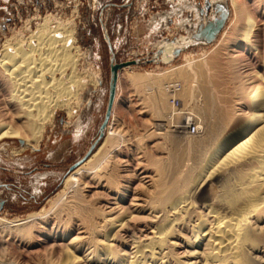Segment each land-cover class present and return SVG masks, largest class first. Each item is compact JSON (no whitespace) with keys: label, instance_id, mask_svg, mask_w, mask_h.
Wrapping results in <instances>:
<instances>
[{"label":"bare ground","instance_id":"6f19581e","mask_svg":"<svg viewBox=\"0 0 264 264\" xmlns=\"http://www.w3.org/2000/svg\"><path fill=\"white\" fill-rule=\"evenodd\" d=\"M230 3L236 21L227 46L260 56L261 63L244 75L231 66L235 73L224 96L214 93V83L203 87L202 106L188 114L178 110L180 105L181 113L167 105L168 95L158 86L149 112L154 121L165 122L155 125L164 132L153 136H161L155 147L167 150V156L150 157L148 164L138 162L130 170L118 166L117 173L101 172L107 152L98 147L66 178L64 190L47 209L23 220L0 219V264H18L8 249L22 259L34 256L32 264H264V48L258 41L264 0ZM44 30L36 34L35 45L29 43L26 50L4 45L0 55V85L8 89L11 109L4 114L8 118L0 116V140L21 141L22 151L36 150L56 109L71 113L69 104L84 85L75 73L77 59L70 54L68 36L57 38ZM186 44L164 43L163 57L173 46L177 50ZM197 65V75H205L206 65ZM186 72L178 71L181 78ZM188 76L196 78L195 73ZM153 78L126 76L131 87L157 84ZM188 87L174 95L191 102V88L197 86ZM182 113L184 125L174 121ZM191 124L193 134L186 132ZM186 157L192 163L182 165ZM175 164L182 170L176 173Z\"/></svg>","mask_w":264,"mask_h":264},{"label":"rangeland","instance_id":"374dc122","mask_svg":"<svg viewBox=\"0 0 264 264\" xmlns=\"http://www.w3.org/2000/svg\"><path fill=\"white\" fill-rule=\"evenodd\" d=\"M230 2L231 0H0V55L4 45L11 47L14 44L25 50L29 43L35 45V37L40 29H48L57 38L67 35L70 54H75L74 60L77 59L75 73L84 83L69 104V110L72 109L70 114L65 107L54 111L52 120L44 126L36 150L28 147L22 151L21 141L6 138L0 140V219L23 220L32 213L47 209L48 203L64 190L66 178L76 168L84 165L98 147L102 146L101 150L107 152L101 172L117 173L114 167L119 166L120 171L130 170L135 163L146 165L151 158L166 157L167 150L162 152L155 147L156 143H162L161 136H153L164 132V129L159 130L155 125L165 122L154 121L149 112L152 95L156 96L158 86L168 95L165 103H169L171 96H174L178 103L176 112L180 110L188 114L192 107L196 112L202 106L200 93L204 88H211L214 83V93L220 97L231 86L232 72L234 74L238 69L237 72L243 71L244 75L257 66V63H261L260 56L256 59L251 52H243L244 48L228 47L226 41L230 38L236 21ZM58 28L66 29V33ZM262 33L258 41L261 48H264V30ZM174 42L177 45L183 42L188 44L177 50L173 46L165 59L162 45ZM57 45L60 47L61 43L58 42ZM124 63L128 65L117 72L113 104L107 117L111 67ZM202 63L207 69L205 68V75L199 77L197 64ZM231 66L237 69L231 71ZM183 69L187 70L185 78H181L178 73ZM190 72L195 73L196 78L189 77ZM96 74L98 83L95 81ZM129 74L151 79L154 77L152 81L155 80L157 84L131 87L126 80ZM48 78L46 76L47 80ZM200 82L203 83L202 87L199 86ZM195 85L198 89L192 87ZM188 86L196 94L192 98L196 103L187 99L182 101L174 95L183 88L187 87L189 90ZM8 98V89L0 85L2 118L8 112L11 113L6 105ZM179 105L181 108L177 110ZM168 111L164 110L165 114ZM184 114L173 120L183 124ZM177 134L175 135L178 136ZM109 138L114 139L116 144H111ZM166 147L169 149V145ZM176 152L173 151L174 156L178 154ZM177 162L179 164L181 161ZM191 163V159L186 157L182 165ZM178 164L173 165L176 173L179 169L182 170ZM172 170L170 168L168 172L169 177L170 171L173 174ZM140 173L138 171L137 174ZM138 178L141 180V176ZM7 253L18 264L34 263V256L27 255L28 259L31 258L30 261L20 258L13 249H8Z\"/></svg>","mask_w":264,"mask_h":264},{"label":"water","instance_id":"95a60500","mask_svg":"<svg viewBox=\"0 0 264 264\" xmlns=\"http://www.w3.org/2000/svg\"><path fill=\"white\" fill-rule=\"evenodd\" d=\"M127 65H128V63H124V64L113 65L111 67L112 75H111V85H110V92H109V101H108L107 112H106L107 117L110 114L112 103H113V98H114V93H115V88H116V81H117V72L122 67H125Z\"/></svg>","mask_w":264,"mask_h":264},{"label":"built area","instance_id":"2783aa9c","mask_svg":"<svg viewBox=\"0 0 264 264\" xmlns=\"http://www.w3.org/2000/svg\"><path fill=\"white\" fill-rule=\"evenodd\" d=\"M170 104H174L175 107H177L178 105L177 101L173 99H171ZM186 131L189 132L190 134H193L195 132V128L193 127V125H190L187 127Z\"/></svg>","mask_w":264,"mask_h":264}]
</instances>
